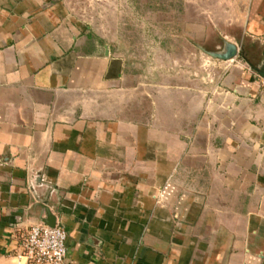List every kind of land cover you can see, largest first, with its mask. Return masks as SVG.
Segmentation results:
<instances>
[{"label":"crops","instance_id":"0c3cea01","mask_svg":"<svg viewBox=\"0 0 264 264\" xmlns=\"http://www.w3.org/2000/svg\"><path fill=\"white\" fill-rule=\"evenodd\" d=\"M228 1L222 48L262 65L264 0ZM235 60L149 83L68 0H0V264L45 207L66 264H264V88Z\"/></svg>","mask_w":264,"mask_h":264},{"label":"rangeland","instance_id":"374dc122","mask_svg":"<svg viewBox=\"0 0 264 264\" xmlns=\"http://www.w3.org/2000/svg\"><path fill=\"white\" fill-rule=\"evenodd\" d=\"M68 4L72 17L101 37L144 81L154 84L190 77L216 79L224 71L220 65L228 62L209 57L199 47L218 51L223 30L239 34L237 9L228 0H68Z\"/></svg>","mask_w":264,"mask_h":264},{"label":"built area","instance_id":"2783aa9c","mask_svg":"<svg viewBox=\"0 0 264 264\" xmlns=\"http://www.w3.org/2000/svg\"><path fill=\"white\" fill-rule=\"evenodd\" d=\"M259 78L264 88V78ZM67 233L62 226L50 228L44 224L31 227L21 239L16 259L19 264H66Z\"/></svg>","mask_w":264,"mask_h":264},{"label":"water","instance_id":"95a60500","mask_svg":"<svg viewBox=\"0 0 264 264\" xmlns=\"http://www.w3.org/2000/svg\"><path fill=\"white\" fill-rule=\"evenodd\" d=\"M199 47V46H198ZM205 54H207L209 57L220 60V61H230L233 60L236 57H241L246 60L242 50L240 47L236 44L224 42V46L221 50L218 51H208L204 48L199 47ZM107 52L109 50L107 49ZM109 54V53H108ZM247 61V60H246ZM251 69H253L256 73H258L262 78H264V63L260 66H256L253 63L247 61ZM45 214L46 218L43 219L42 223L50 228H55L57 226V219L56 217L51 213L50 209L45 207Z\"/></svg>","mask_w":264,"mask_h":264}]
</instances>
